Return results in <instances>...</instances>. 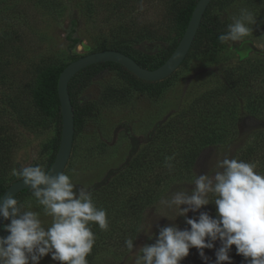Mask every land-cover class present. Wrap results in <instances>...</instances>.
<instances>
[{
    "label": "rangeland",
    "instance_id": "374dc122",
    "mask_svg": "<svg viewBox=\"0 0 264 264\" xmlns=\"http://www.w3.org/2000/svg\"><path fill=\"white\" fill-rule=\"evenodd\" d=\"M178 1L186 0H0V142L11 151L9 157L5 158L6 153L3 157L1 180L17 177L12 175L13 169L35 165L45 168L50 147L62 128L57 117L39 115L34 109L32 93L39 75L98 50L107 51L126 39L145 41L144 48L155 55L162 44L179 37L174 7ZM242 8L250 10L255 18L243 43L229 41L217 50L205 47L192 51L171 77L155 85H136L125 70L109 69L78 92L80 104L93 106V113L75 134L64 174L70 175L77 187L91 189L111 170L125 165L134 135L141 139L136 161L121 171L123 177L112 178L109 191L92 194L94 203L101 208L105 197L111 194L132 207L145 203L150 191L154 193L150 210L142 212L137 223L130 222L132 229L123 236L124 242L128 238L134 240L133 251L128 252L123 243L121 251L128 254L116 259V264H135L138 249L145 245L148 235H134V231L147 230L152 225L153 234L161 226L177 224L183 218L171 221L161 216L167 213L159 200L169 192L181 188L191 192L195 187L174 177L166 179L182 167L181 157L189 148V130L207 115L208 107L200 100L195 104L193 101L200 94L222 87L226 69H234L242 60L253 65L264 57V0H216L211 13L219 15L227 26ZM74 19L82 43L69 51L66 34ZM262 79L260 91H264V75ZM237 122L229 144L205 151L195 174L214 171L216 160L225 154L234 158L250 141L254 127L264 125V119L252 116ZM146 138L149 139L144 141ZM172 156L174 167L169 172L165 158ZM29 201L31 210L40 212L41 219L50 224L51 218L43 215L32 194L19 200L21 204ZM192 214L189 212L188 216ZM106 240L96 236L94 249L106 247ZM108 260L114 261L110 252H104L95 264H106ZM40 264L57 261L49 254Z\"/></svg>",
    "mask_w": 264,
    "mask_h": 264
},
{
    "label": "clouds",
    "instance_id": "9594fccd",
    "mask_svg": "<svg viewBox=\"0 0 264 264\" xmlns=\"http://www.w3.org/2000/svg\"><path fill=\"white\" fill-rule=\"evenodd\" d=\"M231 20L226 32L218 36L219 42L243 43L251 32L249 25L255 23L253 13L242 8ZM173 159L165 158L169 172ZM256 167L225 154L216 160L214 171L196 174L187 182L195 185L191 192L181 188L162 197L159 204L167 214L161 216L171 221L182 216L190 227L182 230L173 223L160 227L158 235L151 233L152 225L142 229L155 243L138 249L135 264H181L191 248L208 264L204 249L216 248V241L220 247L215 251V264H232L233 245L247 264H264V175ZM12 175L22 177L51 222L46 225L41 213L31 210L30 201L21 204L11 193L0 197V216L10 220L3 226L9 234L0 236V264H40L49 254L61 264H89L87 257L95 244L91 222L102 231L109 229L107 211L96 206L92 193L84 187L77 189L70 175L53 176L41 165L13 169ZM209 204L216 206L215 218L201 211ZM189 212L199 215L189 218ZM125 245L132 252L134 240L126 239Z\"/></svg>",
    "mask_w": 264,
    "mask_h": 264
},
{
    "label": "trees",
    "instance_id": "16d2710c",
    "mask_svg": "<svg viewBox=\"0 0 264 264\" xmlns=\"http://www.w3.org/2000/svg\"><path fill=\"white\" fill-rule=\"evenodd\" d=\"M215 1L216 0L210 4L203 17L200 29L188 56L192 51L200 49L204 50L205 47V49L217 50L225 44L219 42L218 36L226 32L227 26L219 15L211 13V7ZM198 2L199 0L177 2L174 7L175 23L179 31V37L172 43L162 44L155 55L149 53L147 48H144L145 41L139 42L132 39H126L127 42L116 44L109 50L118 51L131 57L144 68L150 70L159 68L171 57L178 47ZM77 31L78 22L74 19L70 22L66 34L69 51L74 50L82 43V39L77 36ZM140 37L141 36H139L138 39ZM98 51L101 52L104 50ZM76 60L77 59H74L73 61ZM68 65L69 64L41 73L32 93L33 106L36 112L43 116L57 117L61 127L62 113L58 95V83L62 72ZM109 69L125 70L130 74L136 85H155L156 83H160L140 80L125 67L116 63H103L84 69L77 74L69 84V93L75 113V134L82 130L84 119L93 113V106L90 104L81 105L78 101L79 90L89 86L97 77ZM224 74L226 75V80L222 87H218L215 91L211 89L202 95L200 94L201 96L199 95V97L193 101L195 104L197 103V100H200L203 106L208 107L207 115L205 118L202 117L201 121L197 122L192 129L189 130L187 136V140H189L187 146L189 148H187L188 152L181 157L180 164L182 167L177 172L168 175L166 179L174 177L175 180L180 183L190 182L196 175L194 171L197 168L199 159L205 151L210 148L222 147L229 144V136L231 135L233 128L238 125V119L241 120L249 116H252L253 119L258 117L264 119V91L259 90L263 85L262 76L264 75V57L259 59L257 63L253 65H248L246 61L242 60L234 67V69H226ZM187 112L188 111H183L185 114ZM61 136L62 128L59 131L58 138L50 147L51 153L48 157L46 167L44 168L46 172L50 170L56 159L60 147ZM148 139L149 138L143 140L147 141ZM249 140L250 141L241 148L234 158L256 164V171L259 174L264 175V125H256L252 134L249 136ZM140 142L141 139L131 135V150L125 165L121 169L111 170L102 182L97 183L88 191L93 195L104 190L109 191L112 178L116 177V175L123 177L124 175L121 171L125 170L126 167L136 161ZM10 153L9 146L0 142V166L2 165L4 155L5 158H7ZM19 180H22V177L17 176L6 182L0 179V197L3 196L10 185ZM78 188L79 187H77V189ZM150 193L151 195H146L145 203L141 202L142 204H133L132 207L122 204L113 197L115 195L112 196L110 194L105 197L101 208L107 211L109 229L107 231H102L95 222H91V228L95 237H105L107 239L106 241L109 240V242H107L106 247L103 248L97 247L95 250L93 247L92 253L87 257L89 264H95L96 259H98V257L104 252H110V255L114 259V261H106V264H116V259L128 254L129 251H126L125 253L121 251L124 247L123 243H125L123 236L131 231L132 226H129L130 222L134 221L137 223V220H140V214L142 212L144 213L146 209L150 210V205L154 202L152 197L154 193L152 191H150ZM28 194H32L31 190L22 192L16 197V199L19 201L23 196ZM201 211H207L215 218L216 206L215 204H209L204 206ZM198 215L199 213H194L188 217L196 218ZM7 223H10V220H4L0 230V236H7L9 234L4 231L3 227ZM177 224L182 230L185 227H190L186 225L184 217L181 218L180 222ZM140 231L141 230L134 231L133 234L135 235L138 232L139 235ZM158 232L159 228L153 234L158 235ZM154 243L155 239H149L147 236L145 245ZM215 244L216 248L214 249H204L205 255L209 257L208 264H215V251L220 247V242L216 241ZM229 255L232 259V264H247L244 257L237 254L235 245L232 246ZM57 264H61V262L57 261ZM181 264H205V262L199 256L198 250L196 248H191L189 255L181 261ZM225 264H227V262H225Z\"/></svg>",
    "mask_w": 264,
    "mask_h": 264
},
{
    "label": "water",
    "instance_id": "95a60500",
    "mask_svg": "<svg viewBox=\"0 0 264 264\" xmlns=\"http://www.w3.org/2000/svg\"><path fill=\"white\" fill-rule=\"evenodd\" d=\"M214 0H199L189 25L178 47L171 57L159 68L150 70L139 65L131 57L114 50L92 53L69 64L62 72L58 83V95L62 113V136L56 159L48 172L55 176L65 171L71 157L75 139V113L69 93L71 80L84 69L103 63H116L125 67L140 80L146 82H161L171 77L186 60L200 29L203 17ZM259 52V51H258ZM43 187V186H42ZM30 190L23 180H19L5 191L17 197L24 191ZM3 194V195H4ZM0 216V230L4 223Z\"/></svg>",
    "mask_w": 264,
    "mask_h": 264
}]
</instances>
